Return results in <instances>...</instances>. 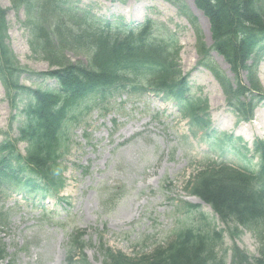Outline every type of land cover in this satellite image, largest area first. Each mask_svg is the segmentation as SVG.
Masks as SVG:
<instances>
[{
    "label": "trees",
    "instance_id": "1",
    "mask_svg": "<svg viewBox=\"0 0 264 264\" xmlns=\"http://www.w3.org/2000/svg\"><path fill=\"white\" fill-rule=\"evenodd\" d=\"M10 2L14 11H24L23 24L30 31L31 52L41 54L54 69L35 73L20 65L5 43L6 23L0 8V83L12 112L9 124L17 115L22 117L16 140L8 137L0 142V195L13 191L38 202L58 200L64 186L61 161L67 152L69 130L81 113L123 93L130 96L150 91L171 100L187 120L192 135H200L209 152H215L220 159L196 172L186 190L212 209L231 238L240 234V227L258 242L259 259L233 247L230 264H264V140H255L252 155L247 157L250 151L241 139L211 129L207 99L190 94L187 76L176 63L175 41L158 38L150 20L135 27L100 21L80 12L72 0ZM193 2L207 18L211 37L209 48L198 38V64L213 75L236 121L248 122L264 101L255 73L264 56V1ZM66 51L83 60L71 62ZM210 52L223 59L232 79L211 67ZM22 76L42 82L34 88L27 87L19 82ZM44 80H53L54 87L42 88ZM17 142L26 145L24 155L18 151ZM225 153L244 163L236 168L226 165L222 160ZM3 216L0 213V222ZM221 233L183 228L165 247L148 255L127 257L102 243L98 250L102 264H225L226 252L221 256L217 253ZM82 236L79 233L69 237L67 264H76L73 253L83 250ZM7 255L0 242V259ZM81 261L85 264L83 257Z\"/></svg>",
    "mask_w": 264,
    "mask_h": 264
},
{
    "label": "rangeland",
    "instance_id": "2",
    "mask_svg": "<svg viewBox=\"0 0 264 264\" xmlns=\"http://www.w3.org/2000/svg\"><path fill=\"white\" fill-rule=\"evenodd\" d=\"M72 1L80 12L100 21L135 27L150 20L158 38L175 41L176 63L187 76L190 94L207 99L211 129L240 138L250 149L247 157L252 155V143L264 140V101L256 108L253 121L237 123L235 114L226 107L220 86L199 66L198 38L206 48L211 38L209 22L194 7L193 0ZM11 6L10 0H0L6 23L5 43L20 65L35 73L49 71L43 56L33 54L28 46L30 31L23 24L24 11H14ZM65 55L72 62L83 60L69 51ZM209 57L212 68L232 79L218 55L210 53ZM255 73L264 94V56ZM20 81L30 87L40 83L39 79L25 77ZM242 81L245 83L244 78ZM47 85L55 84L49 80L42 87ZM106 101L83 111L69 130L67 152L61 161L64 186L58 201L38 202L16 194L0 196V213L4 215L0 242L8 253L0 264H66L67 243L76 230L85 232V246L78 254L84 255L86 264L103 262L98 250L100 236L105 247L132 256L165 247L183 228L208 233L226 230L212 209L184 187L200 166L219 159L215 152H209L200 135H192L174 103L148 94L120 95ZM20 106L22 103L19 111ZM11 116L0 83V142L18 137L22 117L17 115L9 126ZM25 147L22 142L17 146L20 153ZM224 157L226 165L244 163L233 154ZM238 230L240 234L232 238L225 231L221 233L217 253L226 252L225 264L230 263L233 247L258 258L256 239L250 232ZM77 261L84 264L81 257Z\"/></svg>",
    "mask_w": 264,
    "mask_h": 264
}]
</instances>
